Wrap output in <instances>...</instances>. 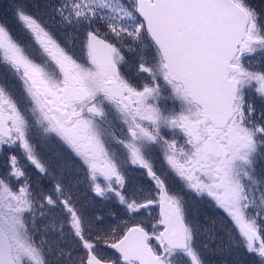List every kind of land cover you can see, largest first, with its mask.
I'll use <instances>...</instances> for the list:
<instances>
[{"label":"snow or ice","instance_id":"snow-or-ice-1","mask_svg":"<svg viewBox=\"0 0 264 264\" xmlns=\"http://www.w3.org/2000/svg\"><path fill=\"white\" fill-rule=\"evenodd\" d=\"M0 157V264H264V9L13 0Z\"/></svg>","mask_w":264,"mask_h":264},{"label":"trees","instance_id":"trees-1","mask_svg":"<svg viewBox=\"0 0 264 264\" xmlns=\"http://www.w3.org/2000/svg\"><path fill=\"white\" fill-rule=\"evenodd\" d=\"M13 0H0V18H4L10 15V9H11V4ZM29 3V1H28ZM253 5L257 9H264V0H252ZM109 207V204H106V206H101V207H94L92 210L93 211H102V209ZM119 209L117 208V212ZM227 238L225 237V247L227 248ZM236 251L234 250L233 252L229 253L225 251L223 254H212L208 253L209 256V261L211 263L216 262V264H242L243 262H240L241 260V255L239 253H235ZM241 252V251H237Z\"/></svg>","mask_w":264,"mask_h":264},{"label":"flooded vegetation","instance_id":"flooded-vegetation-1","mask_svg":"<svg viewBox=\"0 0 264 264\" xmlns=\"http://www.w3.org/2000/svg\"><path fill=\"white\" fill-rule=\"evenodd\" d=\"M114 131H115L116 134H119V129H115ZM86 194H87L86 188H85V186L83 184H81L80 195L82 197H85V199H84L85 203H87ZM104 205L106 206V204L101 203L100 205H97V207H101V206H104ZM102 211L105 213V215H107L108 213H111V212H117V208L114 205L109 204V207L102 209ZM240 255H241L240 262H243L242 264H251V258L249 256L245 255L243 252H240ZM209 256L210 255L207 254L206 259H207L208 263H211L209 261ZM210 257H212V255Z\"/></svg>","mask_w":264,"mask_h":264},{"label":"rangeland","instance_id":"rangeland-1","mask_svg":"<svg viewBox=\"0 0 264 264\" xmlns=\"http://www.w3.org/2000/svg\"><path fill=\"white\" fill-rule=\"evenodd\" d=\"M29 1V3H33L34 2V0H27V2ZM253 63L254 64H256V63H258V60H256V61H253ZM3 165H4V160H3V158L2 157H0V168H2L3 167ZM138 175V174H137ZM101 203H97L94 207H96L97 208V205H100ZM211 246L212 247H215V244H211ZM235 253H239L240 254V252H235ZM208 264H216V262H214V263H208Z\"/></svg>","mask_w":264,"mask_h":264}]
</instances>
